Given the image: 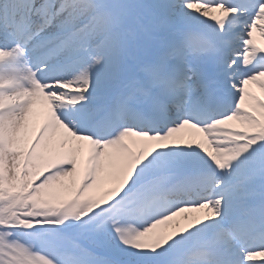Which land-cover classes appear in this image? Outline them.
<instances>
[{
	"label": "snow or ice",
	"instance_id": "snow-or-ice-1",
	"mask_svg": "<svg viewBox=\"0 0 264 264\" xmlns=\"http://www.w3.org/2000/svg\"><path fill=\"white\" fill-rule=\"evenodd\" d=\"M257 29L264 0H0V264H264Z\"/></svg>",
	"mask_w": 264,
	"mask_h": 264
},
{
	"label": "rangeland",
	"instance_id": "rangeland-1",
	"mask_svg": "<svg viewBox=\"0 0 264 264\" xmlns=\"http://www.w3.org/2000/svg\"><path fill=\"white\" fill-rule=\"evenodd\" d=\"M253 39H254V43H256L258 46L264 47V35H261V33L259 32V29H257L254 32ZM249 87L257 95H260V96L264 97V90H261L258 84H250ZM199 214H200V212L195 210V209H187L184 213H181L180 217H176V218H174V220L180 219L184 215L196 216V215H199ZM257 259H259V258H257Z\"/></svg>",
	"mask_w": 264,
	"mask_h": 264
}]
</instances>
